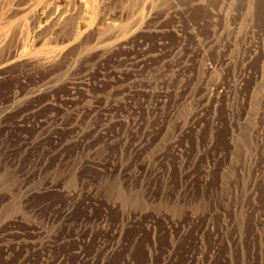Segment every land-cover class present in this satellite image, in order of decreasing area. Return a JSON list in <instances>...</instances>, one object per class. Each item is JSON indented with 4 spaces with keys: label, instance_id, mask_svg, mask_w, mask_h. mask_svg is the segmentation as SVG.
<instances>
[{
    "label": "rangeland",
    "instance_id": "rangeland-1",
    "mask_svg": "<svg viewBox=\"0 0 264 264\" xmlns=\"http://www.w3.org/2000/svg\"><path fill=\"white\" fill-rule=\"evenodd\" d=\"M212 25L240 61L264 0H0V264H264V55L200 127Z\"/></svg>",
    "mask_w": 264,
    "mask_h": 264
},
{
    "label": "built area",
    "instance_id": "built-area-1",
    "mask_svg": "<svg viewBox=\"0 0 264 264\" xmlns=\"http://www.w3.org/2000/svg\"><path fill=\"white\" fill-rule=\"evenodd\" d=\"M212 26L219 34L218 37L211 36L209 38L214 41L209 45L213 49V53H210L213 55V60L210 58L211 63L219 67V70L222 72L228 70V73L224 72V75H222L219 80L213 83L206 84V82L209 81V78H204L199 82L196 92V102H198V110L202 113L203 118V122L201 123L200 127H204L202 126L203 124L209 123V125L214 129H219L223 126L234 128L245 121L236 120L234 117H232V119L227 121L226 124L221 122L216 116L217 100L214 98L215 96H222L224 98L225 108L227 109L230 107L228 110H226L229 117L234 115L235 112L243 111L242 114H244L251 111L252 106H250L249 97L252 91L250 88L251 83H248L251 71L247 72V69H245L241 75L238 74L237 71H239L241 67L243 68H241L240 71H242L244 68H249L252 70L251 65H253L255 61L259 60L258 54L259 56L261 54L264 55V50L259 48L260 46L263 48V46L260 45V41L264 42V32L259 28H249L243 34V40L241 42L238 41L239 38L237 34L233 35V32L230 34L227 33L226 38H231V40L225 43L223 47L227 49L234 48L236 46L243 47V56L239 61L231 56L227 51L219 52L221 47L220 42L225 37L223 29L224 27L221 28L217 25ZM231 29L234 30V33L239 32L237 29L235 30L234 26ZM203 42L205 41H202V43ZM210 42L211 41L207 40V42L203 45L206 46ZM220 53H223V57H218ZM239 64H241V67L238 69L237 66ZM220 110L222 111V109ZM261 110L264 111V105L263 108L261 107ZM210 112L212 113L209 115L208 113ZM262 126L264 127V124Z\"/></svg>",
    "mask_w": 264,
    "mask_h": 264
}]
</instances>
